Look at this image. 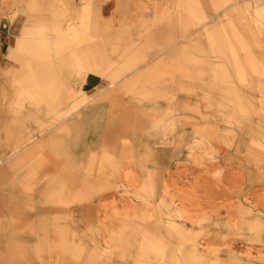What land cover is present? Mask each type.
<instances>
[{"label":"rangeland","instance_id":"rangeland-1","mask_svg":"<svg viewBox=\"0 0 264 264\" xmlns=\"http://www.w3.org/2000/svg\"><path fill=\"white\" fill-rule=\"evenodd\" d=\"M0 43V264H264V0H0Z\"/></svg>","mask_w":264,"mask_h":264},{"label":"crops","instance_id":"crops-1","mask_svg":"<svg viewBox=\"0 0 264 264\" xmlns=\"http://www.w3.org/2000/svg\"><path fill=\"white\" fill-rule=\"evenodd\" d=\"M0 45L4 46L3 43H0ZM103 86H104L103 77L100 75L91 73L87 77L83 78V93L84 94L87 93L89 96L96 97L98 96V93L101 91ZM94 99L95 98H92L91 100H94ZM9 238H12V237L9 236L8 225L4 222L0 223V243L1 245H4L6 239H9ZM11 250H14V249L2 247V249H0V255L1 256L12 255Z\"/></svg>","mask_w":264,"mask_h":264},{"label":"bare ground","instance_id":"bare-ground-1","mask_svg":"<svg viewBox=\"0 0 264 264\" xmlns=\"http://www.w3.org/2000/svg\"><path fill=\"white\" fill-rule=\"evenodd\" d=\"M23 42H24L23 40H20L19 45H21V43H23ZM82 69L85 73V77H87L91 73L105 77V74L107 73L105 67H103V65H101L96 59H92V58L86 60L84 62L83 67L81 65V70ZM84 96H86L87 98H90V96L87 93L84 94ZM80 104H81V102L79 101V103H77V105H80Z\"/></svg>","mask_w":264,"mask_h":264}]
</instances>
